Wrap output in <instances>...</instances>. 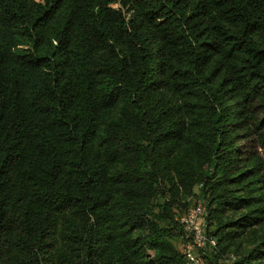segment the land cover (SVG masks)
<instances>
[{"label":"trees","instance_id":"16d2710c","mask_svg":"<svg viewBox=\"0 0 264 264\" xmlns=\"http://www.w3.org/2000/svg\"><path fill=\"white\" fill-rule=\"evenodd\" d=\"M264 264V0H0V264Z\"/></svg>","mask_w":264,"mask_h":264},{"label":"built area","instance_id":"2783aa9c","mask_svg":"<svg viewBox=\"0 0 264 264\" xmlns=\"http://www.w3.org/2000/svg\"><path fill=\"white\" fill-rule=\"evenodd\" d=\"M206 216L203 202L198 201L180 218L183 234L179 250L186 264H206L204 256L218 251L217 240L209 235Z\"/></svg>","mask_w":264,"mask_h":264},{"label":"rangeland","instance_id":"374dc122","mask_svg":"<svg viewBox=\"0 0 264 264\" xmlns=\"http://www.w3.org/2000/svg\"><path fill=\"white\" fill-rule=\"evenodd\" d=\"M175 244L177 245L178 248H180V244H179V242H176Z\"/></svg>","mask_w":264,"mask_h":264}]
</instances>
